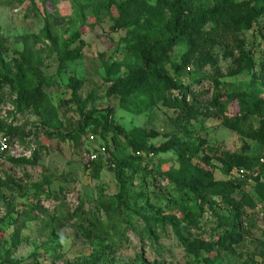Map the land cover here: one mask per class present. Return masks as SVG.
<instances>
[{
    "label": "rangeland",
    "instance_id": "rangeland-1",
    "mask_svg": "<svg viewBox=\"0 0 264 264\" xmlns=\"http://www.w3.org/2000/svg\"><path fill=\"white\" fill-rule=\"evenodd\" d=\"M241 1L245 0H139L131 8L127 0H0V75L14 81L12 88L0 92V138L8 143L0 159V264H264V173L262 187L255 191V185L242 186L243 191L223 196L209 188L204 192L203 218L194 229L181 221L194 205L177 206L169 200V171L194 176L191 168L180 165L178 151L153 155L127 144L132 141L149 149L172 140L189 147L205 143L218 155L240 154L247 145L246 156L252 160L260 156L256 145L211 118L193 122L185 127L186 133L177 130L171 109L157 99L148 109L150 96L130 94L123 85L139 66L129 38L136 29L143 34L151 31L174 8L193 14ZM242 38L248 60L240 75L227 77L234 63L217 52L216 69L222 76L217 88L209 81L215 75L211 68L204 70L207 81L196 85L189 72L180 77L198 102L208 104L217 98L229 117L236 112L237 101L228 97L264 99V83L253 78L264 67V16ZM182 52L181 46L171 52L170 74ZM38 82L45 103L28 108L20 102L19 91L21 87L32 91ZM74 86H79L75 93ZM170 94L153 93L160 98ZM108 109L115 116L104 122ZM251 124L256 127L257 121ZM112 158L132 161L145 172L147 200L138 205L140 217L172 223L163 225V233L157 231V239H141L130 230L120 236V225L140 222L118 208L116 198L137 193L140 181L130 184L129 171L117 175ZM212 164L217 168L213 181L226 183L229 178L218 163ZM230 200L239 203L245 230L233 254L215 244L223 232L220 224L235 220ZM81 218L94 225L89 241L74 229ZM120 238L121 248L109 253L107 246Z\"/></svg>",
    "mask_w": 264,
    "mask_h": 264
},
{
    "label": "trees",
    "instance_id": "trees-1",
    "mask_svg": "<svg viewBox=\"0 0 264 264\" xmlns=\"http://www.w3.org/2000/svg\"><path fill=\"white\" fill-rule=\"evenodd\" d=\"M114 0H111L113 2ZM129 7H137L139 0H127ZM136 11H139L136 8ZM138 13V12H137ZM264 16V0H245L239 3H219L209 9H200L196 13L188 14L174 8L166 21L160 22L156 27L150 28L151 31L141 33L136 29L135 35L129 37L132 45L136 49L139 58V66L130 73L126 82L127 91L130 94H138L147 98L150 96L147 108L154 105V99L161 101V105L171 109L174 114V126L177 130L186 133L185 127H189L193 122L202 121L204 118H211L220 122L224 129L237 134L245 141L256 145L261 154L254 160L246 156L249 147L246 145L240 154L228 152H213L209 145H200V147H189L178 140H172L158 148L144 149L132 141H127L128 146L133 147L136 152H145L146 154L157 155L171 150L178 151V161L184 165L187 170L191 168L194 175H184L174 170L168 172L166 180L171 184L172 195L169 200L175 205L193 204L195 209L188 210L183 214L181 221L191 228L196 229L197 223L203 218L206 199L204 192L209 188L219 191L223 196L231 195L237 190L243 191L244 187H253L258 190L262 187L260 178L264 173V99H252L245 94H239L228 97L237 101V109L232 117L224 111L219 100L215 98L208 104H202L189 93V86H184L180 77L189 72L187 76L191 77L192 85L201 81H207L204 74L206 68L214 70V77L210 82L215 88L219 86L218 79L222 78L217 67V52H220L223 58L231 59L235 69L228 71L227 77L240 75L244 70V63L247 62V52L245 51V41L242 38L244 32H249L257 24L259 18ZM137 26V25H136ZM138 27V26H137ZM181 46L183 52L176 64H172V73L167 69L170 63L171 52ZM22 63H25L22 57ZM201 77H200V76ZM255 82L264 83V67H260L257 74L253 76ZM14 81L5 75H0V92L3 88H12ZM118 89L119 82L115 83ZM79 86L72 88L73 93ZM42 84L38 82L34 90H28L21 87L19 91V100L26 107H38L45 103V96L41 92ZM166 90L170 92L169 98H160L153 93ZM153 92V93H152ZM176 94V96L173 95ZM150 94V95H149ZM2 99L0 97V106ZM115 113L109 110L102 117L104 122L109 118H114ZM252 120L257 121L256 127H253ZM110 121V120H109ZM117 135L120 132L113 130ZM54 137L53 135L49 136ZM56 137V136H55ZM204 147V148H203ZM207 153V154H206ZM204 154L203 156H199ZM5 155H0V159ZM252 161H251V160ZM13 164L27 163L25 161L9 160ZM116 168L117 175L123 171H129L130 184L134 181H140L138 192H130L125 198L119 194L116 198L118 208L135 215L138 222H126L124 227L120 225L118 231L120 236H125L130 230L141 239L152 240L156 238V233L160 230L163 233L164 224H172L167 219L143 218L140 217L141 208L139 203L144 205L147 197L145 191L148 190L145 179V172L132 161L121 162L117 158L111 160ZM216 161L222 175L229 178L226 183L219 185L213 181V174L216 166L212 164ZM95 161L89 162L93 164ZM204 168V169H203ZM242 170L256 177L250 176L236 178L231 176L232 171ZM90 171V169L88 170ZM240 191V192H241ZM239 192V193H240ZM126 200L131 201L130 203ZM229 206L235 211V220L225 221L220 226L223 232L220 233L215 244L223 252L233 254L236 248L240 246L245 237V230L242 227L243 213L240 210L239 203L230 200ZM77 232L81 231L86 240H91L94 225L91 220L81 218L74 228ZM176 231V229L174 228ZM122 238L109 244L106 250L109 253H115L121 248ZM179 243L182 239L178 238Z\"/></svg>",
    "mask_w": 264,
    "mask_h": 264
},
{
    "label": "built area",
    "instance_id": "built-area-1",
    "mask_svg": "<svg viewBox=\"0 0 264 264\" xmlns=\"http://www.w3.org/2000/svg\"><path fill=\"white\" fill-rule=\"evenodd\" d=\"M7 148H8L7 140L5 138H0V155L6 153ZM89 157H90V161L95 159V156L93 154H91ZM260 162L263 163L264 161L261 160ZM231 176L236 177V178H243L244 176H246V177H250V176L256 177L255 174L252 175V174H249V173L244 172L242 170H234V171H232Z\"/></svg>",
    "mask_w": 264,
    "mask_h": 264
}]
</instances>
